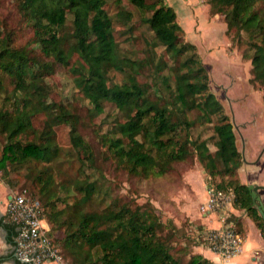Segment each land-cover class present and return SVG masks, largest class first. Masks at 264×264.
I'll return each mask as SVG.
<instances>
[{"label": "trees", "instance_id": "obj_1", "mask_svg": "<svg viewBox=\"0 0 264 264\" xmlns=\"http://www.w3.org/2000/svg\"><path fill=\"white\" fill-rule=\"evenodd\" d=\"M15 1L20 18L15 27L0 14V179L13 191L21 188L22 177L25 185L31 180L48 236L68 264H214L194 252L200 241L187 228L164 219L152 202L140 204L107 184L105 164L130 178L158 177L178 185L198 162L207 184L232 190L233 206L248 209L264 236V219L251 207V191L237 176L242 152L234 125L210 90L197 45L185 39L172 5L129 0L140 11L136 21L121 0L114 15L109 0ZM207 3L224 16L233 41L246 40L254 50L252 81L264 88V0ZM144 24L154 33L145 56L124 54L118 38L135 40ZM28 28L33 36L21 43ZM61 68L87 101L85 115L71 102L52 98L51 78ZM112 73L123 80L116 82ZM108 105L118 115L105 132L102 122L96 125L103 150H95L81 128L95 124ZM41 116L38 131L35 122ZM207 124L215 132L214 152L207 139L192 134L194 127ZM61 126L69 129V148L58 143L56 128ZM65 161L78 163L77 173L59 181L56 175ZM13 193L31 197L22 190ZM229 220L243 235L242 220ZM4 226L17 235L16 224Z\"/></svg>", "mask_w": 264, "mask_h": 264}, {"label": "rangeland", "instance_id": "obj_2", "mask_svg": "<svg viewBox=\"0 0 264 264\" xmlns=\"http://www.w3.org/2000/svg\"><path fill=\"white\" fill-rule=\"evenodd\" d=\"M123 7L134 12L136 21L140 18V11L129 0H121ZM172 5L177 13V20L183 26L185 31V39L197 45L203 62L209 74L210 90L217 96L224 107L225 113L230 117L234 114V121L238 125L235 128L237 146L244 153L249 150L258 152L264 148V88L261 84L252 81L253 66L250 57L254 50L250 49L246 40L243 44H237L233 41L232 35L228 34V27L221 14H215L211 11L207 0H166ZM110 13L115 14L118 9L116 0H109ZM0 14L11 26L15 27L20 21L19 13L15 0H0ZM147 15H150L148 13ZM135 40H125V37H119L121 50L124 54L134 58H143L147 50V42L150 41L154 33L147 25H141L135 31ZM33 36V30L28 28L25 30L21 43H25ZM244 39L246 35L244 33ZM112 78L116 82L123 80L120 73H112ZM51 82L55 84V92L52 98L56 101L65 103L71 102L77 106L81 112L86 114V100L81 98L78 89H75L71 80V76L65 69L61 70L51 78ZM191 118L196 117L197 112H191ZM118 115L117 109L113 105H108L105 112L95 117V124L82 127L87 140H89L95 150H103L97 137L96 125L103 123L102 132H105L110 126L111 119ZM43 116L39 117L35 122L36 129L41 130L43 124ZM234 125V124H233ZM58 143L69 148V129L66 126L56 128ZM194 137L201 136L208 140L209 149L214 152L217 147L215 145L216 136L212 124L198 125L192 129ZM242 135V136H241ZM78 163L69 165L67 161L60 165L57 172L59 181H68L77 173ZM185 167H188L187 165ZM184 168V166H183ZM107 184L116 186V190L123 194H129L136 198L137 202L144 204L152 202L159 209L164 219L169 218L166 211L170 207V197L175 194L177 188L171 180L163 178L158 179H136L130 178L123 172L116 171L108 164L104 165ZM171 177L174 174H170ZM168 175L167 177H170ZM239 178V170H238ZM25 178L19 183L21 188L12 190L24 191L32 198L33 190L30 187L29 180L25 185ZM209 179V178H208ZM220 179V178H217ZM240 180V178H239ZM241 181V180H240ZM207 182V181H206ZM242 182V181H241ZM215 184V183H214ZM264 197V190L260 191ZM37 199V198H32ZM39 200V199H38ZM41 202V200H39ZM42 203V202H41ZM184 227V226H183ZM189 227V226H188ZM198 227V226H197ZM195 227V228H197ZM186 228V227H184ZM191 237L196 232L187 229ZM197 239V238H196Z\"/></svg>", "mask_w": 264, "mask_h": 264}, {"label": "crops", "instance_id": "obj_3", "mask_svg": "<svg viewBox=\"0 0 264 264\" xmlns=\"http://www.w3.org/2000/svg\"><path fill=\"white\" fill-rule=\"evenodd\" d=\"M259 152H253L248 148V152L245 153L246 162H242L239 169V178L242 183L251 184L256 182L259 185H264V152L261 158H259L261 155ZM206 180L205 169L198 162L183 174L181 182L178 183L175 189L174 196L170 197L171 205L166 211L167 216L172 218L178 227L184 226L196 232L200 228L219 229L222 226L221 211L205 214L200 211L201 205L209 199ZM13 194L6 183L0 179V258L3 259L0 264H16L14 255L15 237L10 235L4 226V223H7L4 221L6 205ZM226 215L228 219L239 217L243 222L244 247L242 253L234 258L226 259L201 242L194 245V252L202 254L214 264H264V236L248 211L233 206L227 211ZM194 236L196 237V234ZM43 264L58 263L45 262Z\"/></svg>", "mask_w": 264, "mask_h": 264}, {"label": "built area", "instance_id": "obj_4", "mask_svg": "<svg viewBox=\"0 0 264 264\" xmlns=\"http://www.w3.org/2000/svg\"><path fill=\"white\" fill-rule=\"evenodd\" d=\"M207 193L209 199L201 205L200 211L204 214L221 211L222 226L219 229H197V240L226 259L234 258L242 253L244 247L243 235L226 215L233 207L235 194L212 183L207 184ZM4 221L17 227L14 242L16 260L24 264H68L61 249L48 236L49 226L43 218V205L38 199L14 193L7 202Z\"/></svg>", "mask_w": 264, "mask_h": 264}, {"label": "water", "instance_id": "obj_5", "mask_svg": "<svg viewBox=\"0 0 264 264\" xmlns=\"http://www.w3.org/2000/svg\"><path fill=\"white\" fill-rule=\"evenodd\" d=\"M234 117L235 116L233 114L232 121L235 120ZM233 124H234L235 128L238 129V125L235 122ZM241 152H242V162L244 163V162H246L245 153H244L243 150ZM261 156H262V153H261L260 157ZM259 158H258V160H259ZM247 185L249 187V190L251 191V196H252V205H251V207H255L259 211L260 215L264 219V197L260 193L261 190H264V185H259L256 182L255 183H251V184H247ZM246 211H248V209H246Z\"/></svg>", "mask_w": 264, "mask_h": 264}, {"label": "flooded vegetation", "instance_id": "obj_6", "mask_svg": "<svg viewBox=\"0 0 264 264\" xmlns=\"http://www.w3.org/2000/svg\"><path fill=\"white\" fill-rule=\"evenodd\" d=\"M263 150H264V148H263V149L261 150V152H259V153H260V154L263 153V152H264ZM259 157H260V156H259ZM260 158H261V157H260Z\"/></svg>", "mask_w": 264, "mask_h": 264}]
</instances>
